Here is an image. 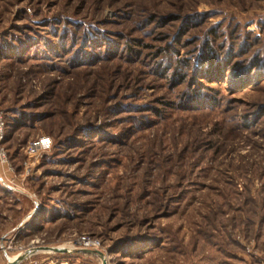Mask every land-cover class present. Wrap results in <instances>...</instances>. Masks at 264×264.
Masks as SVG:
<instances>
[{
    "label": "rangeland",
    "instance_id": "obj_1",
    "mask_svg": "<svg viewBox=\"0 0 264 264\" xmlns=\"http://www.w3.org/2000/svg\"><path fill=\"white\" fill-rule=\"evenodd\" d=\"M0 112L10 262L264 264V0H0Z\"/></svg>",
    "mask_w": 264,
    "mask_h": 264
},
{
    "label": "built area",
    "instance_id": "obj_2",
    "mask_svg": "<svg viewBox=\"0 0 264 264\" xmlns=\"http://www.w3.org/2000/svg\"><path fill=\"white\" fill-rule=\"evenodd\" d=\"M2 113L0 112V145L1 140L3 138V121H2ZM52 140L46 136V137H40L37 140L31 142L26 148V154L29 156V158L36 157L40 154L46 153L48 150H50L52 146ZM7 159L5 157L3 149L0 147V164L6 163ZM9 187V186H8ZM10 188V187H9ZM13 189V188H11ZM13 239H5L2 241L0 245V252L4 254L6 257L7 263L10 262V260L14 259V257H10L9 253L13 252L14 249H12L11 245L13 244ZM70 249H91L96 250L100 249V242L97 239L91 238L87 235H81L80 237L75 240L74 244L69 246ZM34 249L30 248L29 250ZM19 250H22V248H19Z\"/></svg>",
    "mask_w": 264,
    "mask_h": 264
},
{
    "label": "water",
    "instance_id": "obj_3",
    "mask_svg": "<svg viewBox=\"0 0 264 264\" xmlns=\"http://www.w3.org/2000/svg\"><path fill=\"white\" fill-rule=\"evenodd\" d=\"M46 252V253H57V254H65V253H72V251H70L67 248H62V247H34V249L28 250L26 251L24 254L19 255V257H17L14 261L12 262H8L7 264H19L22 261H24L25 259H27L30 256H33L35 253L37 252ZM75 252L78 253H84L87 255H91V256H98L101 261L103 262V264H106V262L104 261V255L102 252L96 250H88V249H80V250H76Z\"/></svg>",
    "mask_w": 264,
    "mask_h": 264
},
{
    "label": "crops",
    "instance_id": "obj_4",
    "mask_svg": "<svg viewBox=\"0 0 264 264\" xmlns=\"http://www.w3.org/2000/svg\"><path fill=\"white\" fill-rule=\"evenodd\" d=\"M2 199H5V200H7V198L6 197H2L0 200H2ZM16 210H19L20 208L18 207V208H16V206H13ZM30 215V216H29ZM28 216L30 217L29 219L31 220L32 219V217H31V213L29 214ZM20 219H19V223L17 224V226H16V231H15V234H13L12 232L10 233L7 229L8 228H5L4 230H3V232H1V239L3 238V237H6V236H16L18 233H23L22 231H25V228L27 227V224H24L26 221L25 220H23V215L21 216V217H19ZM23 220V221H22ZM27 223H29V222H27ZM81 253V252H80ZM37 254V253H36ZM81 254H83V255H87V254H84V253H81Z\"/></svg>",
    "mask_w": 264,
    "mask_h": 264
}]
</instances>
